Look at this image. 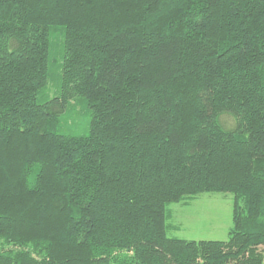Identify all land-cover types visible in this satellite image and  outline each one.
Returning a JSON list of instances; mask_svg holds the SVG:
<instances>
[{
  "label": "trees",
  "instance_id": "trees-1",
  "mask_svg": "<svg viewBox=\"0 0 264 264\" xmlns=\"http://www.w3.org/2000/svg\"><path fill=\"white\" fill-rule=\"evenodd\" d=\"M212 194L228 240L170 237L169 207ZM263 247L264 0H0V264Z\"/></svg>",
  "mask_w": 264,
  "mask_h": 264
},
{
  "label": "rangeland",
  "instance_id": "rangeland-1",
  "mask_svg": "<svg viewBox=\"0 0 264 264\" xmlns=\"http://www.w3.org/2000/svg\"><path fill=\"white\" fill-rule=\"evenodd\" d=\"M49 94L54 97L57 89L50 87ZM233 202L231 194H212L171 205L169 223L175 232L169 236L196 242L227 241L233 227Z\"/></svg>",
  "mask_w": 264,
  "mask_h": 264
}]
</instances>
